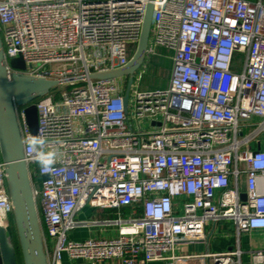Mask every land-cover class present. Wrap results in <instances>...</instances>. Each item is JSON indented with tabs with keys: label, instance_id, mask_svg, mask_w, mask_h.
<instances>
[{
	"label": "built area",
	"instance_id": "2783aa9c",
	"mask_svg": "<svg viewBox=\"0 0 264 264\" xmlns=\"http://www.w3.org/2000/svg\"><path fill=\"white\" fill-rule=\"evenodd\" d=\"M146 4L0 0L7 73L60 82L16 107L48 264L64 257L89 264H239L237 247L192 255L183 247L206 241L209 223L230 224L236 237L264 230L252 227L264 218V0H154L149 44L171 53L168 82L132 92L141 66L125 113L126 78L90 75L129 62ZM15 58L23 71L10 67ZM30 105L35 137L46 141L42 150L56 153L50 167L28 148ZM84 210L115 217L80 219ZM0 228L13 237L1 155ZM80 228H114L115 235L72 241L69 234ZM250 261L264 264V250L250 252Z\"/></svg>",
	"mask_w": 264,
	"mask_h": 264
},
{
	"label": "water",
	"instance_id": "95a60500",
	"mask_svg": "<svg viewBox=\"0 0 264 264\" xmlns=\"http://www.w3.org/2000/svg\"><path fill=\"white\" fill-rule=\"evenodd\" d=\"M153 2L154 0H147L138 42L129 62L124 67L90 75V79L93 80L126 78L123 98L125 113L133 75L142 66L146 56ZM10 67L23 71L25 64L21 58H15L10 61ZM59 83L56 80L32 77L22 73L8 74L0 41V155L5 165L16 235L14 243L12 236L0 228V264H18L17 252L22 264H48L30 178L23 160V142L16 117V107L31 104ZM25 116L31 136L35 137L37 118L33 105L25 109Z\"/></svg>",
	"mask_w": 264,
	"mask_h": 264
},
{
	"label": "crops",
	"instance_id": "0c3cea01",
	"mask_svg": "<svg viewBox=\"0 0 264 264\" xmlns=\"http://www.w3.org/2000/svg\"><path fill=\"white\" fill-rule=\"evenodd\" d=\"M161 47L154 46L152 43L148 44V49H152L153 52L156 49ZM163 49V48H161ZM165 51V50H164ZM167 51V50H166ZM169 60V67L171 66L170 56L171 53L167 51V54H164ZM149 56V54L147 55ZM145 58V64L147 63L148 57ZM155 61H153V69H157ZM170 71V70H169ZM169 78V77H168ZM168 82V80H167ZM122 213H127V209H123ZM114 218L115 212L111 210H84L80 219L84 218ZM115 235L114 228L110 229H100V228H80L73 230L69 234V238L72 241H82L88 238L99 239V238H109ZM206 241L193 243L185 245L183 247L184 252L188 255L192 254H202V253H218L223 251H229L234 248H238L241 251L239 264H252L250 261V252L256 250H264V230H255L249 231L246 233L240 234L236 237L233 228L230 224L226 222H218L216 224L209 223L205 228ZM62 264H89L85 261H70L66 257L63 258ZM101 264H120L116 260L107 261ZM148 264H164L162 262H151Z\"/></svg>",
	"mask_w": 264,
	"mask_h": 264
},
{
	"label": "rangeland",
	"instance_id": "374dc122",
	"mask_svg": "<svg viewBox=\"0 0 264 264\" xmlns=\"http://www.w3.org/2000/svg\"><path fill=\"white\" fill-rule=\"evenodd\" d=\"M165 49L157 48L155 52H150L147 63L143 64L142 67L144 68V73L141 76V79L138 82L137 87L132 89L131 91H141V90H157L163 89L167 85V80L169 77V60L164 57V54H167ZM153 61L156 62L157 69H153ZM241 57L237 56L234 60V64H240ZM143 125V124H142ZM143 127V126H142ZM145 129V128H143ZM97 219V218H96Z\"/></svg>",
	"mask_w": 264,
	"mask_h": 264
},
{
	"label": "clouds",
	"instance_id": "9594fccd",
	"mask_svg": "<svg viewBox=\"0 0 264 264\" xmlns=\"http://www.w3.org/2000/svg\"><path fill=\"white\" fill-rule=\"evenodd\" d=\"M27 143L29 151L34 152L36 154V160L42 167H50L54 163L56 153L45 152L42 150L43 145L46 143L43 138L29 137ZM252 227L264 228V218L253 219Z\"/></svg>",
	"mask_w": 264,
	"mask_h": 264
},
{
	"label": "trees",
	"instance_id": "16d2710c",
	"mask_svg": "<svg viewBox=\"0 0 264 264\" xmlns=\"http://www.w3.org/2000/svg\"><path fill=\"white\" fill-rule=\"evenodd\" d=\"M121 211H123V209ZM12 238H13V241L15 243L16 242L15 230L13 231V237ZM17 260H18V262H21V258H20V255L18 252H17Z\"/></svg>",
	"mask_w": 264,
	"mask_h": 264
}]
</instances>
